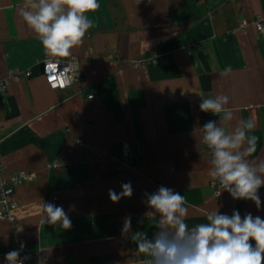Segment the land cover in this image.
I'll return each mask as SVG.
<instances>
[{
  "label": "crops",
  "instance_id": "1",
  "mask_svg": "<svg viewBox=\"0 0 264 264\" xmlns=\"http://www.w3.org/2000/svg\"><path fill=\"white\" fill-rule=\"evenodd\" d=\"M97 2L86 13L94 26L71 50L80 79L54 90L43 45L19 15L27 0H0V154L9 172L32 178L15 190L16 226L0 220V264L20 243L33 264H142L123 220L152 236L158 217L145 216L144 193L161 185L185 197L189 227L218 210L264 218V186L257 210L210 177L198 104L200 94L228 95L237 118L255 119L253 158H264V0ZM27 70L30 78H14ZM127 182L133 195L112 202L109 189ZM42 202L62 206L72 227L43 222Z\"/></svg>",
  "mask_w": 264,
  "mask_h": 264
},
{
  "label": "clouds",
  "instance_id": "2",
  "mask_svg": "<svg viewBox=\"0 0 264 264\" xmlns=\"http://www.w3.org/2000/svg\"><path fill=\"white\" fill-rule=\"evenodd\" d=\"M98 8L97 0H27V6L19 10V15L50 58L45 64L50 79H64L70 71L67 65L58 71L61 61L55 58L70 57L71 50L83 43L94 26L86 13H94ZM231 71L228 66L221 75L227 76ZM199 96L200 111L219 117L218 121L210 120L199 128L201 142L210 152V177L218 181L222 191H227L233 200L252 201L259 210L262 203L259 189L264 186V158H253L259 140L251 134L256 129L255 119L237 118L232 109L226 107L230 100L226 94L212 98ZM233 120L235 126L227 131L225 126ZM121 189L120 193L109 189L112 202L133 195L130 182L123 183ZM143 203L149 209L146 217H158V230L152 236L140 231L132 233V218L127 216L121 232L124 238H130L136 244L139 253L144 254L142 264H264V218L254 217L251 213L242 217L238 210H233L231 215L218 210L206 214L207 223L189 227L185 222L189 213L185 197L163 185L153 193L145 192ZM41 207L46 224H60L66 230L72 227L62 206L42 202ZM24 247L21 243L20 250L7 252L6 264H24L30 259L28 256L20 258Z\"/></svg>",
  "mask_w": 264,
  "mask_h": 264
},
{
  "label": "built area",
  "instance_id": "3",
  "mask_svg": "<svg viewBox=\"0 0 264 264\" xmlns=\"http://www.w3.org/2000/svg\"><path fill=\"white\" fill-rule=\"evenodd\" d=\"M257 28L260 32H264V23L262 20L256 21ZM242 27L246 26V22L242 24ZM49 57H46V59L43 61L42 65V74L44 75L46 81L50 84V86L55 89L65 90L69 86H71L74 83H77L80 79V68H79V59L78 57H65V58H55L59 59L61 61V64L58 66V71H62L65 65L69 66L70 71L65 74L64 79H57L52 80L50 79V73L45 72V64L49 60ZM32 75L31 70L27 71H19L18 74L14 75L15 79H28ZM64 80H67V83H64ZM53 84L56 86L53 87ZM61 84L64 86L61 87ZM94 95L91 94L88 96V99H93ZM201 102V97L199 99L198 104ZM210 121L208 119L207 113L204 117V124L206 122ZM200 134H202L200 130ZM1 142V139H0ZM203 144V143H202ZM1 146V144H0ZM203 146H205L203 144ZM206 147V146H205ZM207 149V148H206ZM208 150V149H207ZM209 152V150H208ZM210 154V152H209ZM31 175L27 174L26 172H9L7 168H5L2 156L0 154V220L3 219L7 222H9L12 225L16 226V215L13 214V211L18 208L19 204L14 198L15 190L18 186L23 184L25 180H31ZM219 190H220V186ZM18 230V227H17ZM20 244H18L15 247V250H20ZM25 245V244H24ZM6 255V254H5ZM25 256L30 257V259L25 260L24 264H33L34 255L32 251L30 250L29 246L26 244L23 250L20 251V258L23 259Z\"/></svg>",
  "mask_w": 264,
  "mask_h": 264
}]
</instances>
